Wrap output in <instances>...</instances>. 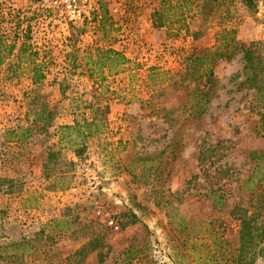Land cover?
<instances>
[{"label": "rangeland", "instance_id": "obj_1", "mask_svg": "<svg viewBox=\"0 0 264 264\" xmlns=\"http://www.w3.org/2000/svg\"><path fill=\"white\" fill-rule=\"evenodd\" d=\"M33 2L0 0L18 16L0 31L19 40L28 28L45 64L36 86L27 63L0 66V264H264V111L242 84V54L215 61L208 83L175 73L219 27L264 42V0L199 1L186 12L196 36L176 39L151 27L156 0H95L79 24L48 20ZM95 48L126 62L100 71ZM204 85L205 97L190 93ZM97 106L104 125L77 158L57 127Z\"/></svg>", "mask_w": 264, "mask_h": 264}, {"label": "trees", "instance_id": "obj_2", "mask_svg": "<svg viewBox=\"0 0 264 264\" xmlns=\"http://www.w3.org/2000/svg\"><path fill=\"white\" fill-rule=\"evenodd\" d=\"M199 1L205 0H156V5L152 8L150 17L151 27L156 29H162L165 36L176 39L180 36L192 35L188 23L186 22V12L191 11V6L197 4ZM247 8L255 7V0H239ZM199 7L197 10L199 12ZM96 11V10H95ZM99 17L103 18L105 15L104 10L101 8ZM93 13V12H92ZM18 16L11 12L5 5L0 4V24L9 25L11 27L12 20H17ZM101 26H104L106 20H99ZM14 29V28H13ZM28 28L21 35V39L18 40L17 35L13 32L12 36H4V32L0 31V66L4 63L5 59L9 56H13L17 65L21 62L29 65L30 82L31 85H39L44 79V60L38 59V54L32 51L28 40L30 39L28 34ZM196 36L195 34L192 35ZM212 44L208 47L201 48L194 52H190L189 55L183 60L181 68L176 70V76L179 79V83L184 82L187 78L192 80H206L212 75L213 64L217 60H228L234 52H240L242 54L243 65L241 68V74L243 76L242 84L248 88L254 90L255 97L258 101L260 108L264 111V42H250L242 44L237 42L234 35V30L219 27L213 32ZM20 41V42H18ZM15 51V54L12 52ZM93 58L90 56L89 60L94 64L96 68L101 69L107 62H113L114 67H122L126 62V59L119 52H115L110 49L95 48ZM75 59H72V62ZM85 71L89 79L94 78L92 70L85 64ZM156 71L154 68H150L149 72ZM100 73H98V76ZM99 78L103 80L100 75ZM206 85V84H205ZM199 88H193L191 94L198 92L200 96L205 97L209 93V86ZM32 92V91H31ZM187 97L189 94H186ZM206 100H204V103ZM203 102L199 106V112L202 110ZM44 113V112H43ZM107 113V107L100 106L89 110L90 118L88 120H82L80 123L75 122L71 125H60L57 127V144L64 143L73 155L77 158L80 157L84 151L83 142L88 137H94L98 134L103 127L102 116ZM13 134H16L11 130ZM15 131L21 135V139H26L29 136L30 128H17ZM18 140V138H15ZM256 153H252V158L256 161L259 156H255ZM255 156V157H254ZM262 159V158H261ZM261 180L264 181V171L261 174ZM92 226V222H89ZM96 234H93L89 240V249L87 251H93L97 245ZM13 247L16 244L12 245Z\"/></svg>", "mask_w": 264, "mask_h": 264}, {"label": "built area", "instance_id": "obj_3", "mask_svg": "<svg viewBox=\"0 0 264 264\" xmlns=\"http://www.w3.org/2000/svg\"><path fill=\"white\" fill-rule=\"evenodd\" d=\"M33 5L47 11L48 20H62L68 24H79L89 20L90 14L96 9L95 0H34ZM95 215L103 217L105 224L116 230L114 220L105 216L100 208H96Z\"/></svg>", "mask_w": 264, "mask_h": 264}]
</instances>
